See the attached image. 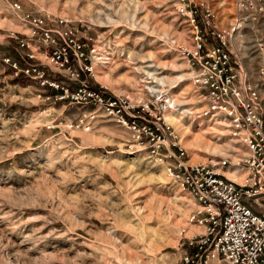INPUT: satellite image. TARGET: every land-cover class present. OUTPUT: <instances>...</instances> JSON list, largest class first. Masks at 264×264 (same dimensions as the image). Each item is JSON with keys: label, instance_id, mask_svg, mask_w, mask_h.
I'll list each match as a JSON object with an SVG mask.
<instances>
[{"label": "rangeland", "instance_id": "obj_1", "mask_svg": "<svg viewBox=\"0 0 264 264\" xmlns=\"http://www.w3.org/2000/svg\"><path fill=\"white\" fill-rule=\"evenodd\" d=\"M204 1L220 28H240L231 50L260 81L264 109V0L243 21L236 0ZM13 2L68 18L96 39L94 86L154 101L191 162L215 165L238 148L227 130L199 118L192 70L177 49L192 45V27L172 1L0 0V264H179L185 238L199 232L187 224L195 200L95 106L44 103L34 82H13L3 62L9 36L28 33ZM92 111L91 132H69L66 125ZM238 173L225 170L242 182Z\"/></svg>", "mask_w": 264, "mask_h": 264}, {"label": "built area", "instance_id": "obj_2", "mask_svg": "<svg viewBox=\"0 0 264 264\" xmlns=\"http://www.w3.org/2000/svg\"><path fill=\"white\" fill-rule=\"evenodd\" d=\"M176 14L192 27V45L178 53L192 70V84L207 118L237 141L238 148L215 165L191 162L174 127L142 95H112L94 86L98 56L96 39L68 18L35 15L13 2L28 26L25 36L13 32L4 64L14 78L39 89L44 102L95 106L131 133L140 150L165 166L168 177L188 192L197 207L187 218L194 232L182 244L179 264H264V109L260 81H253L231 50L238 25L222 29L214 9L204 0H170ZM256 0H236L237 20L255 10ZM260 11H264V1ZM264 77V67L260 70ZM166 105L164 96L158 99ZM170 104L169 106H171ZM169 109H173L170 107ZM97 112L66 125L69 132H91ZM235 169L238 182L225 175ZM184 234H188L186 230Z\"/></svg>", "mask_w": 264, "mask_h": 264}, {"label": "trees", "instance_id": "obj_3", "mask_svg": "<svg viewBox=\"0 0 264 264\" xmlns=\"http://www.w3.org/2000/svg\"><path fill=\"white\" fill-rule=\"evenodd\" d=\"M13 82L17 83V84H23L25 83V81L23 80V77H19L13 80Z\"/></svg>", "mask_w": 264, "mask_h": 264}, {"label": "bare ground", "instance_id": "obj_4", "mask_svg": "<svg viewBox=\"0 0 264 264\" xmlns=\"http://www.w3.org/2000/svg\"><path fill=\"white\" fill-rule=\"evenodd\" d=\"M228 132V131H227ZM229 133V132H228ZM231 136V135H230ZM232 137V136H231ZM199 138V137H198ZM200 139V138H199ZM198 139H196L197 141ZM199 142V141H198ZM233 142H237V141H233ZM238 143V142H237ZM229 177H233L232 175H229ZM237 181V178H234Z\"/></svg>", "mask_w": 264, "mask_h": 264}]
</instances>
